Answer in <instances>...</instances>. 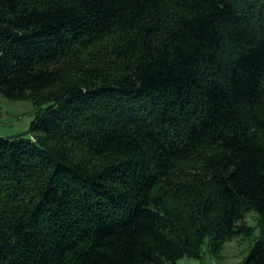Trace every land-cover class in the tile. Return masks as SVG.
Returning a JSON list of instances; mask_svg holds the SVG:
<instances>
[{"label":"trees","instance_id":"1","mask_svg":"<svg viewBox=\"0 0 264 264\" xmlns=\"http://www.w3.org/2000/svg\"><path fill=\"white\" fill-rule=\"evenodd\" d=\"M0 95V264H264V0H0Z\"/></svg>","mask_w":264,"mask_h":264},{"label":"rangeland","instance_id":"2","mask_svg":"<svg viewBox=\"0 0 264 264\" xmlns=\"http://www.w3.org/2000/svg\"><path fill=\"white\" fill-rule=\"evenodd\" d=\"M37 109L29 100H16L0 95V136L14 138L30 137V128ZM257 213L246 216V223L253 229L250 235H240L214 251L209 245L203 246L200 257H184L176 264H243L254 242L261 237ZM168 264V263H167Z\"/></svg>","mask_w":264,"mask_h":264}]
</instances>
